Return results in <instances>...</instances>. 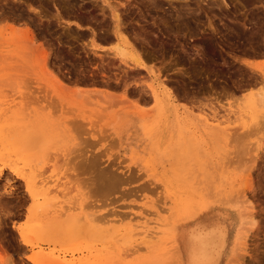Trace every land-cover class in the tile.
<instances>
[{"label": "rangeland", "instance_id": "374dc122", "mask_svg": "<svg viewBox=\"0 0 264 264\" xmlns=\"http://www.w3.org/2000/svg\"><path fill=\"white\" fill-rule=\"evenodd\" d=\"M91 1L0 0V264H264V0H120L127 43Z\"/></svg>", "mask_w": 264, "mask_h": 264}, {"label": "bare ground", "instance_id": "6f19581e", "mask_svg": "<svg viewBox=\"0 0 264 264\" xmlns=\"http://www.w3.org/2000/svg\"><path fill=\"white\" fill-rule=\"evenodd\" d=\"M47 1V0H46ZM60 1V0H59ZM69 1H71V0H68V2ZM91 1V0H90ZM98 1V0H97ZM16 2V1H15ZM83 2V1H82ZM102 2H103V5L101 6V10L100 11H102V13H103V15H104V17H105V14L107 15V16H109V17H111L110 19H111V21H112V23H113V31L112 32H114V34H115V36H116V38L119 40V41H122V43L123 42H125V43H127V37H123L122 35H121V30H123L122 29V25H123V19H122V13H121V6L122 5H124V3L123 2H121L120 0H119V2L118 3H113V2H115L114 0H102ZM41 3V2H40ZM57 3V2H56ZM78 3V2H77ZM52 4V3H51ZM69 4V3H68ZM71 4V3H70ZM73 4V3H72ZM71 4V6H73ZM78 5V4H77ZM87 5V4H86ZM85 5V6H86ZM91 5H92V7L94 8V7H96V8H98L97 7V4H96V0H92L91 1ZM127 5V7H128V4H125V6ZM227 5V4H226ZM225 5V6H226ZM40 6V5H39ZM61 6V5H60ZM69 6V5H68ZM62 7V6H61ZM124 7V6H123ZM126 7V8H127ZM69 8V7H68ZM85 8V7H84ZM96 8H95V10H96ZM72 9V8H71ZM62 10V9H61ZM123 12V11H122ZM131 12V11H130ZM124 13V12H123ZM67 14V13H66ZM58 15H60V13L58 14ZM126 15V14H125ZM103 17V18H104ZM124 17V16H123ZM59 19V21H61V19L63 18H61L60 16L58 17ZM65 18V17H64ZM178 18V17H177ZM105 19V18H104ZM69 20V19H68ZM180 20V19H179ZM73 21V20H72ZM58 22V21H57ZM56 23V22H55ZM60 23V22H59ZM69 23V22H68ZM77 23V22H76ZM61 24V23H60ZM183 24V23H182ZM128 25V24H127ZM66 26V25H65ZM68 26V25H67ZM64 27V26H63ZM124 28V27H123ZM125 29V28H124ZM132 31V30H131ZM93 32V31H92ZM126 32V31H125ZM128 32V31H127ZM126 32V33H127ZM180 32V31H179ZM34 33V32H33ZM88 33H90V32H88ZM71 34V33H70ZM75 36V35H74ZM68 37V36H67ZM78 37V36H77ZM130 37V36H129ZM87 38V37H86ZM132 39V38H131ZM263 39H264V37H263ZM139 42V41H138ZM124 43V44H125ZM118 44H119V42H118ZM130 44V43H129ZM62 45V44H61ZM82 45V44H81ZM84 45V44H83ZM94 45V44H93ZM92 46V45H91ZM95 46V45H94ZM86 47V46H85ZM264 48V47H263ZM117 49L119 50V52H120V55H122V56H124V55H126V49L123 47V46H121V44L120 45H117ZM105 50V49H104ZM92 51V50H91ZM93 51H94V49H93ZM105 52V51H104ZM264 52V51H263ZM89 53V52H88ZM103 53V52H102ZM106 53V52H105ZM49 55V54H48ZM134 58H135V55L133 56ZM140 58V57H139ZM135 58V63L136 64H138L139 66H143L144 65V63H142V61H143V59L142 58ZM142 59V60H141ZM149 59V58H148ZM113 60V59H112ZM103 61V60H102ZM245 64L246 65H248V66H251L253 69H255L256 71H259L260 72V75H261V79L259 80V79H255L254 81V84L253 83H250V81H252V80H250L248 83H250L251 85L253 84V85H256V90H255V92H253L249 97H247V99L245 100L246 102V104L248 105V106H250V105H254L255 103H257V104H260V105H262V106H264V66L263 65H258V66H256L253 62H251V61H245ZM119 67V66H118ZM136 67V66H135ZM113 69V68H112ZM103 70V69H102ZM108 70V69H107ZM110 70V69H109ZM139 71V70H138ZM137 72V71H136ZM180 72V71H179ZM189 74V73H188ZM244 74V73H243ZM258 74V73H257ZM134 75V74H133ZM116 76H117V74H116ZM119 77V76H118ZM112 78V77H111ZM254 78V77H253ZM256 78V77H255ZM257 78H259V77H257ZM110 79V78H109ZM111 80V79H110ZM247 80V79H246ZM238 81V80H237ZM106 82V81H105ZM87 83V82H86ZM242 83V82H241ZM83 84V83H82ZM103 84V83H102ZM104 85V84H103ZM126 85V84H125ZM234 85V84H233ZM239 85V84H238ZM252 85V86H253ZM257 85H259L258 86V88H257ZM244 86V85H243ZM78 87V86H77ZM98 87V86H97ZM239 87V86H238ZM254 87V86H253ZM243 88V87H242ZM80 89V88H79ZM138 89V88H137ZM226 89V88H225ZM224 89V90H225ZM248 89V88H247ZM82 92H88V94H89V92L90 91H96V89H84V88H81L80 89ZM139 90V89H138ZM80 91V92H81ZM102 91V90H101ZM105 91V90H104ZM214 91V90H213ZM235 91V90H234ZM79 92V91H78ZM79 92V93H80ZM108 92V91H107ZM106 92V93H107ZM110 93V92H109ZM219 93V92H218ZM228 93V92H227ZM85 94V93H84ZM87 94V93H86ZM137 95H138V93H137ZM233 95H235V94H232V96ZM161 96V95H160ZM159 96V94L156 92V91H154V97H155V99L157 100V102H159L160 104H163L162 106H166L167 105V100L165 99V98H162V97H160ZM229 96V95H228ZM211 99V98H210ZM259 106V105H258ZM264 119V118H263ZM262 129V128H261ZM3 140L1 139L0 140V144H3ZM105 172V171H104ZM116 174V173H115ZM105 175V174H104ZM117 176V175H116ZM26 182H27V185H28V192H29V194H30V196L32 197V198H36V193L34 192V190L32 191L31 190V188L29 187V180H28V178L27 177H25V176H21ZM115 177V176H114ZM109 178V177H108ZM115 179V178H114ZM124 179V178H123ZM117 180V179H116ZM110 181H112V180H110ZM120 181V180H119ZM118 181V182H119ZM107 182V181H106ZM116 182V181H115ZM123 182V181H122ZM111 183V182H110ZM108 184V183H107ZM113 184V183H112ZM118 185V184H117ZM116 186V185H115ZM162 200V199H161ZM159 202V201H158ZM160 202H162V201H160ZM250 203V202H249ZM46 205H49V203L48 204H46ZM134 206H136V205H134ZM143 209V208H142ZM163 209H165V208H163ZM168 209V208H167ZM152 210V209H151ZM161 210V209H160ZM143 211V210H142ZM142 211H140V212H138V213H136L135 215H133L134 217H132L131 219H130V226L132 227V228H134V230H136L139 234H141V235H143V236H145V237H151V238H155L157 235H160L161 233H164V231H165V226H163L162 225V227H163V229H164V231L162 232V231H160V229L162 228H160L159 227V225H160V223H159V225H158V227L157 226H151V224L153 223V219L150 217V215L153 213L154 215L155 214H160V211L159 210H157V209H155V210H153V212L152 211H150V213H146V214H144ZM162 211V210H161ZM162 212H164V210L162 211ZM250 213V212H249ZM252 213V212H251ZM133 214V213H132ZM248 214V213H247ZM246 214V215H247ZM253 214V213H252ZM252 214H250L249 216H251L250 218H252V220L254 221V214L252 215ZM113 215H114V213H113ZM112 215V216H113ZM115 215H116V213H115ZM154 215H153V217H154ZM125 216V215H124ZM248 216V217H249ZM102 217H104V216H102ZM101 217V218H102ZM118 217V216H117ZM170 217V216H169ZM113 219V218H112ZM112 219H107L105 222H103V220H102V222L103 223H101V224H105V223H109V222H112ZM98 220V219H97ZM100 220V219H99ZM249 222L248 223H250V221L251 220H248ZM253 221L251 222V223H253ZM157 222V221H156ZM162 222H163V220H162ZM154 224V223H153ZM152 224V225H153ZM37 225V224H36ZM38 225H40V224H38ZM167 226V225H166ZM37 227V226H36ZM35 226H33V227H31L30 229H28V231H27V233L24 231V230H22V232L20 233L21 234V237H22V239L25 241V242H30L29 240H28V238H27V234H30L31 236L32 235H35L37 232H38V230L39 229H37ZM110 230V229H109ZM133 230V229H132ZM167 231V230H166ZM136 232V233H137ZM49 233V232H48ZM106 233H108V231L106 232ZM136 233L134 232L133 234L134 235H136ZM137 233V234H138ZM126 234H129V233H126ZM133 234H132V236H133ZM142 238H144V237H142ZM131 239V238H130ZM194 239V241H193V244L192 245H190L189 246V248L186 250L187 252L185 253V264H214V262H215V260H216V258L217 257H219V252L221 251V248L223 247V243H224V239H223V236L221 235V233H217V232H214V233H206V234H204V235H197L196 237H194L193 238ZM147 240V239H146ZM149 241H151V240H149ZM143 243V242H142ZM156 243H158V242H156ZM144 244V243H143ZM148 244V243H147ZM142 245V244H141ZM149 245H150V243H149ZM148 245V246H149ZM218 245H221L220 247L218 246ZM147 246V245H146ZM147 246V247H148ZM37 253H39V256H40V258L39 259H43V260H49L50 258H52L51 257V255L50 254H48V253H44L43 251H39V252H37ZM53 255V254H52ZM54 256V255H53ZM55 257V256H54Z\"/></svg>", "mask_w": 264, "mask_h": 264}, {"label": "snow or ice", "instance_id": "6c2138e0", "mask_svg": "<svg viewBox=\"0 0 264 264\" xmlns=\"http://www.w3.org/2000/svg\"><path fill=\"white\" fill-rule=\"evenodd\" d=\"M33 11H36V9H33ZM3 184V181H0V185H2Z\"/></svg>", "mask_w": 264, "mask_h": 264}]
</instances>
